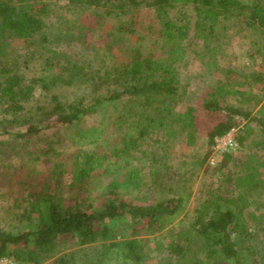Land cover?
<instances>
[{
	"label": "rangeland",
	"instance_id": "obj_1",
	"mask_svg": "<svg viewBox=\"0 0 264 264\" xmlns=\"http://www.w3.org/2000/svg\"><path fill=\"white\" fill-rule=\"evenodd\" d=\"M26 1L43 19L45 39L39 32L25 40L0 38V64L16 68L33 90L19 102V111L8 107L0 91L1 118L10 119L9 131L0 133V227L32 228L37 216L27 217L25 211L29 186L46 179L56 153H74L81 163L86 152L91 162L82 205L99 208L110 199L150 204L177 197L182 203L150 227L128 218L105 220L96 226L94 242L81 245L70 237L56 255L73 251L77 261L87 264H137L116 247L104 246L135 238L145 254L139 264H228L218 262L211 242L194 224L231 206L250 228L233 236L240 258L244 264H264V129L254 120L231 116L237 146L223 162L229 151L216 152L218 136L209 146L208 134L229 116L206 107L214 100L264 121V36L249 9L218 13L219 8L210 11L196 0H170L165 8L180 36L167 41L151 0H137L125 13L102 8L103 18L90 15L85 3ZM237 1L264 7V0ZM135 59L145 79H163L176 87V94L150 104L132 96L106 101L72 124H58L49 114L53 96L89 104L120 90L127 77L108 72ZM54 76L59 80L50 81ZM37 121L42 122L40 133L18 135ZM71 163L64 175L69 204L81 186L72 180ZM255 182L258 187L249 190ZM103 224L107 230L100 234ZM172 246L182 252H171Z\"/></svg>",
	"mask_w": 264,
	"mask_h": 264
},
{
	"label": "trees",
	"instance_id": "obj_2",
	"mask_svg": "<svg viewBox=\"0 0 264 264\" xmlns=\"http://www.w3.org/2000/svg\"><path fill=\"white\" fill-rule=\"evenodd\" d=\"M70 3L87 4L85 7L92 12L90 15L100 14L102 8L112 11V8L125 13L129 6H137V0H68ZM208 10L219 8L220 12L233 13L239 8H248L250 15L257 18L259 32L264 36V7L260 5L243 6L237 0H196ZM170 0H151L149 6L155 11L156 18L160 24V34L171 41L175 36H180V28L169 19L165 6ZM44 21L33 7L26 0H0V38L15 37L17 39H28L34 33L42 34L41 39H45L43 34ZM141 62L139 59L133 60L125 68L117 66L116 70L110 73L125 75L126 84H122L120 90H115L106 96L93 100L89 104L82 102H61L58 96H53L54 105L49 114L55 115L56 123L72 124L80 120L83 116L93 114L97 107L111 100H117L126 96L142 98L145 104L154 101H160L159 97H171L176 94V87L163 79L151 78L145 79L141 75ZM118 77H121L118 75ZM43 79V78H41ZM37 80V79H36ZM34 80V81H36ZM59 80L57 76L51 77L50 81ZM132 80L133 82H130ZM44 83V82H43ZM0 91L6 97L10 108L13 111H19L22 106L19 102L26 101L32 94V88L23 83L21 76L16 68L10 70L7 65L0 64ZM162 100L161 102H163ZM1 103V100H0ZM209 110L225 112L226 120L216 124L208 134L209 146L217 136L225 134L230 130L231 116H240L256 121L264 129V121L261 117H251L249 111L233 105L222 106L218 101H210L206 106ZM7 111V109H4ZM264 112V111H263ZM0 114V133L9 131L8 124L10 119L1 118ZM47 120V118H46ZM41 121L39 125L29 124L25 131L18 132L21 137L33 136L40 133L43 129ZM82 162H78V156L69 154L63 156L62 153H56V160L50 164L49 175L46 179L37 184L29 186L26 192V201L28 203V216L36 214L37 221L32 228L22 231H11L0 227V258L3 256H12L18 260L39 264L49 261L50 264H87L77 261L75 252H64L56 255L58 245L66 239L72 237L78 244H89L94 242L99 223L105 220H116L119 218H128L136 225L150 227L164 216H169L178 211L182 199L168 198L162 201L150 204H136L126 199H110L99 208H90L81 204L82 190L85 180L88 177L91 158L84 153ZM209 150L205 153L207 158ZM231 155L230 151L224 154V161ZM74 167L72 180L79 182V192L72 197V203L69 204L64 196L66 180L64 178L68 161ZM84 183V184H83ZM83 184V185H82ZM258 183L248 186L249 190H255ZM240 211L234 207H219L215 214L207 222L198 220V233L204 235L214 247V253L219 255L220 260L227 261L228 264H244L239 256L237 244L233 236H241L248 231L249 226L242 224L239 216ZM32 223V222H31ZM101 233L107 230V227L101 225ZM244 233V234H245ZM106 250L116 247L122 253L123 257L131 262L139 264L144 259V251L135 238L123 239L119 242H109L104 244ZM179 249V250H178ZM170 248L171 252H178L180 248Z\"/></svg>",
	"mask_w": 264,
	"mask_h": 264
},
{
	"label": "built area",
	"instance_id": "obj_3",
	"mask_svg": "<svg viewBox=\"0 0 264 264\" xmlns=\"http://www.w3.org/2000/svg\"><path fill=\"white\" fill-rule=\"evenodd\" d=\"M237 146V142L233 138V134L231 130H228L225 134L218 136L215 139V151L222 154V152L230 151L231 149H235ZM213 163L214 160L211 159ZM0 264H35L32 262H26L22 260H18L12 256H3L0 258Z\"/></svg>",
	"mask_w": 264,
	"mask_h": 264
}]
</instances>
